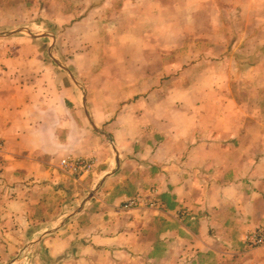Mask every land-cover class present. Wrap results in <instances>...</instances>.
<instances>
[{"label": "crops", "instance_id": "1", "mask_svg": "<svg viewBox=\"0 0 264 264\" xmlns=\"http://www.w3.org/2000/svg\"><path fill=\"white\" fill-rule=\"evenodd\" d=\"M85 2L98 6L66 26L68 63L51 31H0V264L27 248L34 264L233 254L264 225V0ZM105 15L128 44L158 32L196 55L171 75L167 63H88L90 21ZM65 157L95 165L67 174ZM137 194L165 209H123Z\"/></svg>", "mask_w": 264, "mask_h": 264}, {"label": "rangeland", "instance_id": "2", "mask_svg": "<svg viewBox=\"0 0 264 264\" xmlns=\"http://www.w3.org/2000/svg\"><path fill=\"white\" fill-rule=\"evenodd\" d=\"M10 1L12 3L1 4L3 8H8L4 10L8 11L9 22L1 19L0 21H4L5 24L0 31L7 32L18 28L23 31L18 35H27L28 31L31 33L51 31L58 36L55 58L60 63H68L74 55V52L68 54L62 50V44L64 47L66 42V26L77 23L82 16H87L85 9L88 6L89 9L98 6L96 3H87L86 0H38L37 3L30 0H26V3ZM104 17L97 24L96 21L92 22V19L90 21L94 23L89 31L90 46L94 51L88 63H151L154 72L160 70L161 63L163 65L167 63L171 75L178 63H188L196 55L194 52L183 50L181 46L175 48L177 47L175 37H163L158 32L148 36H137L128 44L127 37L114 33L116 30H113V21L107 19L106 15ZM165 40L166 43L163 44ZM231 249L235 251L233 254L217 256L215 260L212 259V264H264V245L249 247L242 239L240 243L233 244ZM35 252V248H27L25 253L15 255L14 260L18 261L17 264H34L32 258L35 257Z\"/></svg>", "mask_w": 264, "mask_h": 264}, {"label": "built area", "instance_id": "3", "mask_svg": "<svg viewBox=\"0 0 264 264\" xmlns=\"http://www.w3.org/2000/svg\"><path fill=\"white\" fill-rule=\"evenodd\" d=\"M5 150L3 139L0 137V154ZM95 159L93 157H65L62 158L58 167L65 173L75 175L89 173L93 170ZM153 191V190H152ZM150 191V192H152ZM122 208L125 210L141 208V209H156L163 210L164 204L154 195L148 197L147 195L137 194L134 197L128 198L123 202ZM178 216L185 217L188 214L187 209L181 208L177 211ZM244 242L249 247H257L264 245V226H258L252 230L247 231L243 236Z\"/></svg>", "mask_w": 264, "mask_h": 264}]
</instances>
